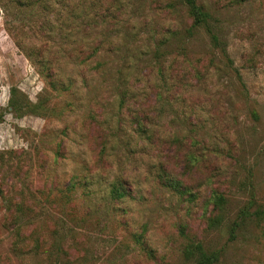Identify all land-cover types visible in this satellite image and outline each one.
I'll return each instance as SVG.
<instances>
[{"label": "rangeland", "instance_id": "rangeland-1", "mask_svg": "<svg viewBox=\"0 0 264 264\" xmlns=\"http://www.w3.org/2000/svg\"><path fill=\"white\" fill-rule=\"evenodd\" d=\"M121 1L0 0V264H188L182 249L197 240L215 264H264V228L240 217L264 205V0H198L225 53L206 27L189 34L179 0ZM102 29L117 36L103 75L100 55L87 58ZM148 81L163 94L156 111L144 105L155 100ZM132 85L146 93L138 105ZM157 112L162 134L150 142L134 117ZM102 123L115 135L104 160ZM114 185L124 198L110 197ZM212 190L225 193L226 215L206 231Z\"/></svg>", "mask_w": 264, "mask_h": 264}, {"label": "trees", "instance_id": "trees-1", "mask_svg": "<svg viewBox=\"0 0 264 264\" xmlns=\"http://www.w3.org/2000/svg\"><path fill=\"white\" fill-rule=\"evenodd\" d=\"M14 3L16 5H18V7H28V6H40L43 7L49 3V2H57V0H13ZM62 5L63 6H67L66 5V0H62ZM172 1H170L169 3H167V7L173 9L175 4L172 3ZM105 0H98V4L99 7L103 6L105 4ZM111 5L117 6L118 8L122 6V1L121 0H110ZM179 4L181 6H183L185 8V11L187 13V15L189 16V18L191 19V26L189 29V34L191 33L192 30H195L197 28H201V27H206V31L210 37V42L213 48H220L224 53L226 51L225 47H221V43L222 41H219L217 34L215 33L214 30H211L210 28V24L212 23V21L214 20L212 17V14L210 13L209 10H207L205 8V6L203 4H200L198 2V0H179ZM73 10V7H72ZM107 12V10L105 11ZM104 12V13H105ZM113 17L111 14H108V17ZM75 18V16L73 17ZM105 18H107V15H102L101 16V21L103 22L105 20ZM102 37L104 36V38L106 39L105 41H99L98 46H96L95 48L89 50V52L87 53V58L88 57H98L101 60V62H96V66L100 69V72H102V75L107 73L108 69L107 66L109 64V62L106 61V59L109 58L110 56V52H115L110 51V49H113L112 47L115 46V42L114 41L116 37L110 36L109 33H105V31L102 29V32L100 34ZM174 32H171L170 36H173ZM166 40V39H165ZM168 41H158L157 46L154 49V55L156 58H159L161 55L159 54V48L161 46H163L164 44H166ZM103 43L105 44V49H103ZM102 53H99V51ZM125 54L123 55V57L125 56V58H127V60H131V56L135 55L137 51V48H135L134 50H127L125 49ZM129 52H132L131 54H129ZM140 53V52H138ZM136 56V55H135ZM124 61V67L125 69H127V74L126 75H133V79L134 81H137V77L139 75V73H136V68L134 66V64L131 66L129 61ZM133 69V70H132ZM122 72L118 73L119 75H121ZM42 74V78L44 80L45 85L53 92H55L57 90L56 85L53 83V81H51L50 79H48L47 77H45V75ZM151 74V72H150ZM157 74L160 76H163V68L161 65L158 66L157 68ZM118 82L121 84L124 82L126 76H118ZM163 81V80H162ZM163 85H165L164 81L162 82ZM148 85L149 87H152V92L154 94L155 100L153 101V105H151L149 102L151 101H147L146 103L144 102V105L146 104L147 107L149 108H153L155 110L154 107H156V104L162 105V91H161V87L159 85H157L154 81H148ZM136 86L132 85V90L129 92V95H131V98L134 102V104L138 105V103H140V99L143 96V93L146 94L145 92H138V90H135ZM168 91H170V88H166V93H168ZM141 93V94H140ZM125 91H122L121 94V98H120V103L122 104L125 98ZM156 111V110H155ZM159 113L157 112V114L155 116L157 117H151L148 115H141V116H135L134 117V122H135V127L133 129V131L141 136L144 137L146 140L152 142L155 139H160V135L162 134V132L159 129V125H158V119H159ZM157 120V121H156ZM102 133L101 134L103 137L100 143L101 149L99 151L100 155H101V160H104V158H106L108 156L107 151L112 149V145H111V141L110 138H115L114 134H111V132L109 131V127H104L103 123H102ZM193 140V138H192ZM178 142V141H176ZM201 142V141H200ZM193 140L192 143L190 144V149L194 150L196 149L198 146H201L199 148L203 149L204 146L201 145V143ZM180 144H182V142H179ZM192 157V156H189ZM197 159L196 158H188V164H190L191 166H195V161ZM106 162V159H105ZM175 184L177 185H181V183L174 179ZM120 184V183H118ZM174 188V186H173ZM175 188H177V186H175ZM66 193L69 194L74 190V185L73 184H68L65 187ZM110 197L113 199H122L125 197L126 193L124 191H122V189H120L119 187H116L115 185L113 187H111L110 191H109ZM226 205H227V199H226V195L223 192H219L217 190H212L209 197H208V201L206 203V206H208L207 208V217L205 219V230L206 231H210V230H214L217 229L218 227H220V225L223 222V219L226 215ZM240 217L242 218V220L246 219V218H251L255 221L256 225L263 227L264 228V205L260 204L258 205V207L250 214L249 211H243L240 212ZM237 226V223L233 222L232 223V227L230 229V234L233 235L235 228ZM146 255L149 258H154L153 256V251L148 250L146 251ZM182 255L185 259V261L188 262V264H215V262L218 259L217 253L216 252H208L204 246L202 245V243L200 241H190L189 243H187L183 249H182Z\"/></svg>", "mask_w": 264, "mask_h": 264}]
</instances>
